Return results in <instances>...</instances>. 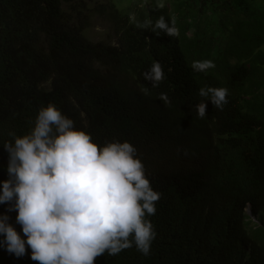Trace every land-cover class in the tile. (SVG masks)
<instances>
[{
    "label": "trees",
    "instance_id": "obj_1",
    "mask_svg": "<svg viewBox=\"0 0 264 264\" xmlns=\"http://www.w3.org/2000/svg\"><path fill=\"white\" fill-rule=\"evenodd\" d=\"M106 2L99 13L114 35L93 42L84 30L95 13L83 0H0V189L3 143L29 134L53 104L98 146L132 143L162 194L147 217L157 233L150 254L133 243L95 264H264V0ZM161 15L178 37L145 26ZM205 60L228 77L209 79L228 87V102L207 101L201 118L199 90L210 83L192 63ZM155 62L165 73L158 87L143 76ZM224 118L227 134L215 135ZM8 208L0 215L23 236ZM26 248L17 257L0 247V264H39Z\"/></svg>",
    "mask_w": 264,
    "mask_h": 264
},
{
    "label": "clouds",
    "instance_id": "obj_2",
    "mask_svg": "<svg viewBox=\"0 0 264 264\" xmlns=\"http://www.w3.org/2000/svg\"><path fill=\"white\" fill-rule=\"evenodd\" d=\"M83 1L88 7L94 2L90 11L98 15L107 0ZM129 2L122 1L121 6L125 9ZM157 6L162 9L163 0H157ZM145 26L156 34L179 36L175 20L167 21L163 15L154 24L147 20ZM214 67L211 60L192 63L195 72ZM143 76L153 87L165 79L159 62ZM144 91L147 94L148 88ZM199 95L205 98L195 106L201 118L206 116L207 101L220 109L228 102V89L211 84ZM160 100L170 103L166 94ZM12 135L3 143L9 154V178L2 182L0 204L8 203L9 212H18L16 224L23 236L9 215H0V247L17 257L30 247L31 259L39 264H95L97 257L117 255L133 243L144 255L150 254L157 233L147 217L155 215L162 194L153 189L132 143L98 146L90 133L78 130L53 104L40 109L29 134Z\"/></svg>",
    "mask_w": 264,
    "mask_h": 264
},
{
    "label": "rangeland",
    "instance_id": "obj_3",
    "mask_svg": "<svg viewBox=\"0 0 264 264\" xmlns=\"http://www.w3.org/2000/svg\"><path fill=\"white\" fill-rule=\"evenodd\" d=\"M118 1V0H116ZM124 4L128 3V0H122ZM105 6L107 5V2H103ZM90 7L94 6V2H89ZM120 7L121 4H119ZM104 15V13H103ZM84 35L86 38H88L90 41L96 42L101 40H110L112 39L113 31L112 27L107 19L104 18L101 14L94 15L92 18V24L90 27L85 28ZM199 76L202 78H205L211 85L214 86L213 82H221L224 80H227L228 77L222 73L221 71H215L213 69H208L206 72H199ZM213 82H210L209 79ZM228 89V87L226 86ZM228 121L224 118L222 122H220L219 126L214 129L215 135H225Z\"/></svg>",
    "mask_w": 264,
    "mask_h": 264
}]
</instances>
